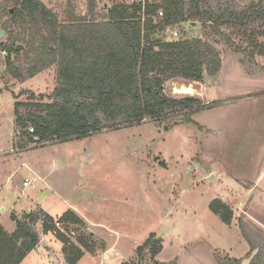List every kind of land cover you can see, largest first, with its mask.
Returning a JSON list of instances; mask_svg holds the SVG:
<instances>
[{"label": "rangeland", "instance_id": "rangeland-1", "mask_svg": "<svg viewBox=\"0 0 264 264\" xmlns=\"http://www.w3.org/2000/svg\"><path fill=\"white\" fill-rule=\"evenodd\" d=\"M4 1L0 0V29L11 24L5 11L12 4ZM40 1L59 23L69 25L70 12L102 21L119 0H95L93 13L90 0ZM174 28L179 39L210 43L222 59L220 73L205 75L201 83L178 78L165 85L172 98L202 101L205 108L192 117L196 126L172 127L148 119L132 127L24 149L18 148L22 139L15 124V105L29 100L22 93L51 95L58 84V64L30 78L25 70L36 55L26 43L18 42L24 48L11 60L16 70L25 73L21 80L10 72L8 54L0 46V213L5 225L13 223L15 214L24 218L29 211H44L58 217L76 208L87 218L85 222L103 228L108 236L109 228L125 235L118 247L126 254L124 263L149 264L140 263L137 249L156 233L165 244L159 262L219 264L221 258L243 264L258 251L264 264V56L250 45L248 36L233 28L221 27L217 33L200 22ZM156 36L172 39L166 33ZM9 40L6 36L0 45ZM256 40L264 44V36ZM183 88H192V94H182ZM38 176L42 182L35 188L24 186L26 178ZM253 183L260 188L252 189ZM216 197L234 212L229 226L210 210ZM242 223L251 244L241 233ZM84 224L69 225L76 233L70 235L73 242L92 233ZM37 229L41 231V226ZM91 237L86 254L101 260L113 240ZM57 242L53 234L42 237L45 244L22 264H66ZM114 255L116 259L118 254Z\"/></svg>", "mask_w": 264, "mask_h": 264}, {"label": "trees", "instance_id": "trees-1", "mask_svg": "<svg viewBox=\"0 0 264 264\" xmlns=\"http://www.w3.org/2000/svg\"><path fill=\"white\" fill-rule=\"evenodd\" d=\"M242 1L245 3L161 0L145 13L120 4L110 8L102 21H88L70 12L69 25H62L40 0H5L12 4V8L5 9L11 24L3 28L10 40L0 46L7 51L10 72L25 79V73L16 70L11 60L12 54L20 55L16 51L18 42L26 43L30 53L36 55L25 70L30 78L58 64V84L51 95L22 93L29 100L15 105V124L22 139L18 148L93 136L148 119L163 120L172 127L196 126L192 117L205 108L202 101L195 97L172 98L165 93V85L178 78L201 83L205 75H218L222 68L220 53L201 39L166 41L156 35L163 27L194 22L210 26L217 33L221 27H228L248 36L250 45L264 56V44L256 40L264 36V0ZM90 2L93 13L95 0ZM159 10L164 17L155 24L153 17ZM209 207L224 224H232L234 212L228 204L215 199ZM12 220L16 224L13 234L0 224V264H22L41 244L42 237L50 234L63 245L66 264H79L91 250L90 233L79 235L77 243L71 240L73 231L69 225L85 226L72 210L59 218L39 211L26 213L22 219L13 215ZM240 228L250 243L243 223ZM163 249V238L151 233L137 249L140 263L147 260L149 264H173L157 261ZM261 259L259 253L251 264H260ZM218 261L241 264L238 259Z\"/></svg>", "mask_w": 264, "mask_h": 264}, {"label": "crops", "instance_id": "crops-1", "mask_svg": "<svg viewBox=\"0 0 264 264\" xmlns=\"http://www.w3.org/2000/svg\"><path fill=\"white\" fill-rule=\"evenodd\" d=\"M38 178H40L39 176H38ZM10 179V178H9ZM41 182H42V179H41ZM259 182V181H258ZM47 186L49 187V184H47ZM46 186V187H47ZM47 187V188H48ZM255 187H258V189L260 188L259 186H258V183H257V186L256 185H254V183H253V186H251V188L252 189H254ZM46 195L44 194L43 196H42V198H44ZM215 199H220L221 200V197H216V198H214L213 200H215ZM212 200V201H213ZM211 201V202H212ZM5 210V209H4ZM72 211H74L75 212V214L80 218V219H82V221L84 222V223H87L88 224V226H89V228H90V231L92 232L91 234H96V236H99L100 238H101V236H102V238H105V237H108V239L110 238V240H113V243L111 242V244H110V247L108 248V250H107V252H105V253H103V257H101V260L100 259H96V258H93V257H91V256H88L87 254H85V256H84V258L81 260V262L79 263V264H82L83 263V261H85V260H89L90 262H91V264H123L124 263V261L126 260L125 259V257H126V254L124 255L123 254V249H120V248H118L119 247V240L120 239H122L123 238V236H125L124 234H122V233H119L118 231H116V232H114L115 230H113L112 228H109V230H111V231H109V236H108V233L105 231L104 232V229L103 228H101V227H99V226H95V225H93V224H90V222L88 221V222H85V220L87 221V218H85L84 216H82L81 215V213H80V210H78V209H73L72 208ZM29 213H31V211H29ZM45 213H47V212H45ZM48 214V213H47ZM1 215H2V213H0V224L5 228V230L9 233V234H13L14 232H15V230H16V224H15V222L12 220V224H4V222H2L1 221ZM15 216L18 218V219H22V217H19L18 215H16L15 214ZM51 216V215H50ZM53 217V216H52ZM59 217H61V216H58V217H54V218H59ZM90 225H92V226H90ZM107 233V234H106ZM119 235H121V236H119ZM43 244H45V243H42V244H40V245H43ZM57 244V247L58 248H60V249H62L63 248V245L60 243V242H57L56 243ZM47 246V245H46ZM129 249L131 250V247L132 246H130L129 245ZM38 248H39V246H38ZM37 248V249H38ZM57 248V249H58ZM164 248H165V244H164ZM36 249V250H37ZM35 250V251H36ZM35 251H33V252H31L30 254H33ZM125 252L127 251V250H124ZM163 251H164V249H163ZM117 253L118 254V256L116 257V259H113V257L114 256H116V255H114V253ZM127 253H129V251L127 252ZM29 254V255H30ZM123 254V255H122ZM162 255V253L159 255V256H161ZM111 256H112V258H111ZM28 257V256H27ZM26 257V258H27ZM106 257L107 258H109V260L107 261V259H106ZM26 258H25V260H26ZM90 258V259H89ZM24 262V261H23ZM163 263H166V262H163ZM88 264H90V263H88Z\"/></svg>", "mask_w": 264, "mask_h": 264}, {"label": "built area", "instance_id": "built-area-1", "mask_svg": "<svg viewBox=\"0 0 264 264\" xmlns=\"http://www.w3.org/2000/svg\"><path fill=\"white\" fill-rule=\"evenodd\" d=\"M161 0H119L116 5H125L131 9L133 8H138L140 13H145V10L150 7V6H154V5H158L160 4ZM164 17V13L162 10L158 11L157 16L153 17V21L155 24L160 23L161 20ZM145 19H143L144 22ZM176 26H168V27H163L161 30L158 31V34H163L166 33L168 35V37L170 38V36L172 35V39L171 40H177L180 37V33L174 28ZM178 27V26H177ZM4 54H7L6 50H3ZM41 181L40 178H26L24 180V186L26 188H35L37 183ZM63 228V226H60ZM56 234V232H54V235ZM72 235H75V232H72Z\"/></svg>", "mask_w": 264, "mask_h": 264}, {"label": "water", "instance_id": "water-1", "mask_svg": "<svg viewBox=\"0 0 264 264\" xmlns=\"http://www.w3.org/2000/svg\"><path fill=\"white\" fill-rule=\"evenodd\" d=\"M6 36H7V33H6L4 30L0 29V41H2ZM23 48H24V47H23L22 45H18V46L16 47V51H17V52H21V51L23 50ZM257 253H258V251H254L253 254H252V256H251L248 260L244 261L243 264H250L251 261H252V260L255 258V256L257 255Z\"/></svg>", "mask_w": 264, "mask_h": 264}, {"label": "bare ground", "instance_id": "bare-ground-1", "mask_svg": "<svg viewBox=\"0 0 264 264\" xmlns=\"http://www.w3.org/2000/svg\"><path fill=\"white\" fill-rule=\"evenodd\" d=\"M192 92H193L192 88H183V93L182 94H192Z\"/></svg>", "mask_w": 264, "mask_h": 264}, {"label": "flooded vegetation", "instance_id": "flooded-vegetation-1", "mask_svg": "<svg viewBox=\"0 0 264 264\" xmlns=\"http://www.w3.org/2000/svg\"><path fill=\"white\" fill-rule=\"evenodd\" d=\"M3 30V29H2Z\"/></svg>", "mask_w": 264, "mask_h": 264}]
</instances>
